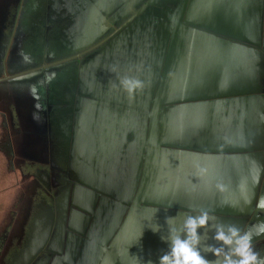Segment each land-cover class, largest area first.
<instances>
[{"label": "crops", "instance_id": "0c3cea01", "mask_svg": "<svg viewBox=\"0 0 264 264\" xmlns=\"http://www.w3.org/2000/svg\"><path fill=\"white\" fill-rule=\"evenodd\" d=\"M18 153L70 191L14 189ZM111 188L168 205L110 233ZM230 238H264V0H0V264H228Z\"/></svg>", "mask_w": 264, "mask_h": 264}, {"label": "rangeland", "instance_id": "374dc122", "mask_svg": "<svg viewBox=\"0 0 264 264\" xmlns=\"http://www.w3.org/2000/svg\"><path fill=\"white\" fill-rule=\"evenodd\" d=\"M68 61L66 62H62V64H67ZM34 66L32 59H29V67L32 68ZM56 68V67H55ZM54 78H52V82H53ZM50 84V79H48L46 81V85ZM49 87V86H48ZM29 132L30 134H32V129L31 127H29ZM32 138V144H31V148H30V152L32 153L31 156H33L34 158H38V159H46V154L43 153L42 150V141L40 143V147H39V142L38 140L33 137L32 135H30ZM4 147V146H3ZM40 148V149H39ZM10 150L6 151L5 153H7L8 156V152ZM14 155V153H13ZM15 156H17V161L16 164L14 166V158H13V162H12V158H10V156L8 157L9 159L6 161V163L4 164V168H5V172H1V177L2 179H4L5 177H7L8 179L12 177L11 174L8 173L10 166L12 165V171H19V158H20V154L18 153L17 155L15 154ZM47 160V159H46ZM33 161H36L35 159H33ZM31 162V160L26 159L24 164L26 163L25 169H23V177L20 178V171L17 174H15V176L13 177V183L15 182L16 184H18L19 186L14 187V189H19L20 186L22 187V189L24 190V196L29 197H34L37 192L36 190V184H34L33 182H37L36 178L39 179V182L42 186V188H40V194L39 196H48V197H63V195H66L67 192H69L70 190L64 187H58V178L63 176L64 178H68V174H64L62 172V170L58 169V167H53L52 164L48 163L45 167L41 164H38V162ZM7 162L9 164V169L7 168ZM12 163V164H11ZM35 163L38 164V166L40 168H44L39 170L38 172H34L33 169H35ZM11 164V165H10ZM47 172H50L47 174ZM41 175V176H39ZM60 175V176H59ZM65 176V177H64ZM42 177V178H41ZM48 177H50L54 183H49ZM41 178V179H40ZM59 178V179H60ZM12 180V179H11ZM21 184V185H20ZM63 186V185H61ZM38 193V192H37ZM18 194V196H20V190H18L16 192V195ZM61 195V196H60ZM26 217V212H23V216H21V221L24 220V218ZM137 239V238H135ZM175 239V238H174ZM181 239V238H180ZM196 238H194L193 240H195ZM239 238H230L231 242L229 243V248H231V252H229V257H228V264H264V238H262V240L260 241H255L253 242V244L241 239L240 243L238 245L235 244V241L238 240Z\"/></svg>", "mask_w": 264, "mask_h": 264}, {"label": "water", "instance_id": "95a60500", "mask_svg": "<svg viewBox=\"0 0 264 264\" xmlns=\"http://www.w3.org/2000/svg\"><path fill=\"white\" fill-rule=\"evenodd\" d=\"M202 43H200L201 45ZM240 48V46L237 47V50L235 49L234 51H238V49ZM155 96V101L156 104H160V102L163 103L164 100V94L160 93L159 91L157 93L154 94ZM148 101V99H146ZM159 112H162V116L164 115V108H154V115L158 116ZM162 127V126H161ZM163 133V132H162ZM163 141H161L160 143H162ZM164 143V142H163ZM174 146H179V145H174ZM112 184H117L119 185V182H114ZM121 184V183H120ZM135 189H130V188H111L108 190H104V194L102 195V197H106V195L108 196V201L110 204H108V210L109 213H111L112 218L110 217H102L100 219V224L103 225L104 229L106 228V230L108 232L111 233V231H113L115 229V227L118 225V223H120L122 216L126 214L125 219H124V223H122L120 229L121 231L125 232L128 229L133 230V228L138 229L139 225H142V223L139 221V216L141 215H148L150 212L152 213H163L164 212V208L166 205L164 203V200L161 199L164 198V192L165 190H160V196L157 197V199H159L160 201H151L155 204V207H150L147 204H151L149 203V200H143L144 199V193L146 192V190L144 189H138L137 193H135L134 198H133V193H134ZM180 190L177 189V192H179ZM175 200V197H174ZM124 202V203H123ZM157 204H159V206H156ZM174 207H177L176 204L173 205ZM79 208V207H78ZM108 221H106V219H108ZM117 222V223H116ZM142 227V226H140ZM148 227V225L146 226ZM110 233L105 236L102 240L103 243L106 244L107 241L109 240V236ZM137 238V239H135ZM114 241L112 242L113 245L119 243V240L123 239L122 237H114L113 238ZM151 238L149 237H133L131 238L132 244L136 245V244H140L141 245H146L149 244V240ZM159 239V238H158ZM123 243V241H121ZM101 243V241L99 242ZM159 243V242H158ZM111 245V244H110Z\"/></svg>", "mask_w": 264, "mask_h": 264}, {"label": "bare ground", "instance_id": "6f19581e", "mask_svg": "<svg viewBox=\"0 0 264 264\" xmlns=\"http://www.w3.org/2000/svg\"><path fill=\"white\" fill-rule=\"evenodd\" d=\"M60 146H62V145H60ZM58 149V148H57ZM60 149V148H59ZM61 196V195H60ZM64 202V201H63ZM43 222V221H42ZM39 224V223H38ZM45 232V231H44Z\"/></svg>", "mask_w": 264, "mask_h": 264}, {"label": "flooded vegetation", "instance_id": "af4514ba", "mask_svg": "<svg viewBox=\"0 0 264 264\" xmlns=\"http://www.w3.org/2000/svg\"><path fill=\"white\" fill-rule=\"evenodd\" d=\"M101 243H103V240H101ZM104 244V243H103Z\"/></svg>", "mask_w": 264, "mask_h": 264}]
</instances>
